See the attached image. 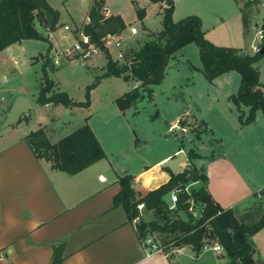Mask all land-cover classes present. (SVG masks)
<instances>
[{
    "label": "rangeland",
    "instance_id": "1",
    "mask_svg": "<svg viewBox=\"0 0 264 264\" xmlns=\"http://www.w3.org/2000/svg\"><path fill=\"white\" fill-rule=\"evenodd\" d=\"M92 1L49 0L59 9L63 20L71 21L73 17L78 22L79 25L65 23L72 27L83 25L88 9L86 2ZM106 2L111 12L120 13L127 24L126 29L113 33L120 39L126 56L132 48L151 39V32L163 28L159 3L151 0ZM173 3L174 21L196 15L202 21L207 39L213 44L253 53L257 32L264 25L261 8L252 6L254 19L246 29L242 18L244 0H173ZM139 9L145 11L143 20L139 18ZM143 25L150 32H145ZM132 26L137 28L136 33H132ZM39 30L47 34L40 27ZM96 43L99 47L93 58H77L64 61L62 65L54 64L56 52L48 37L47 40L25 39L2 50L0 121L3 111L19 95H25L34 107L30 116L23 115L15 124L2 127L4 122L0 123V137L9 130H31L47 125L51 139L56 141L72 127L88 122L100 135L111 160L119 166L127 165L133 171L183 147L186 153H177L169 162L174 171H180V163L189 157L190 150H194L201 156L194 158V162L200 169L204 168L202 172L208 177L212 196L224 199L226 204L222 205L235 203L245 217L242 221L257 222L264 212V206L256 205L254 202L258 199L253 196L264 188V114L258 110L255 122L241 123L239 108L232 98L239 90L241 74L232 70L210 80L203 71L199 46L192 42L171 57L163 81L154 85L151 93L145 92L131 108L122 111L117 98L137 87L139 82L123 75L104 76L108 54L113 61L120 62L119 48L103 40V36L100 43ZM62 45L68 43L61 42ZM259 68L264 81V57ZM47 82L51 84L47 97L64 92L74 102H90V105H40L38 98ZM242 109L248 112L246 106ZM182 117L186 120L184 123ZM175 121H178V128L170 129ZM185 125L188 127L183 130ZM145 176L150 185L155 186L161 181L158 174L146 173ZM199 185L191 184L189 188ZM193 214L200 216V208L194 206ZM181 215L185 217L184 213ZM150 217L151 214L140 211L137 222L141 218L147 221ZM252 240L258 258L264 261V228L253 235ZM172 248V245L164 246L167 252ZM222 254L208 249L199 258L187 253L179 260L180 264H227L229 258L225 252Z\"/></svg>",
    "mask_w": 264,
    "mask_h": 264
},
{
    "label": "trees",
    "instance_id": "2",
    "mask_svg": "<svg viewBox=\"0 0 264 264\" xmlns=\"http://www.w3.org/2000/svg\"><path fill=\"white\" fill-rule=\"evenodd\" d=\"M151 1L166 4L161 6L160 11L163 28L158 32H151V39L138 48H132L126 61L115 62L108 54L109 61L104 76L123 75L128 80L135 79L139 82L137 87L117 98L119 108L125 111L144 97L145 92L151 93L152 87L163 81L171 57L186 45L195 42L199 46L207 78L213 80L232 70L241 74L239 90L232 97L239 108L241 123L247 125L255 122L258 110H262L264 114V84L261 82L259 68L264 54H250L241 48L217 46L207 39L200 17L190 15L174 21V3L168 5L173 0ZM254 5L247 1L242 8L246 29H249L254 19ZM138 15L143 20L145 11L139 9ZM88 16L91 17L92 24L86 27V31L98 43L108 32H121L127 27L120 15H112L101 21L102 15L97 3L90 9ZM61 24L59 10L48 0H0V52L25 39L47 40V34L41 32L39 27L47 33L49 29L54 30ZM143 29H146L145 25ZM45 60L47 64L50 62L48 57ZM50 87L51 84L47 82L42 88L38 98L40 105H90V102H74L64 92L47 97L46 92ZM243 105L248 108V112L242 109ZM26 138L38 158L49 161L53 168L69 174L79 173L106 157L103 146L88 122L56 142L49 138L42 127L31 131ZM197 157L201 156L190 150L189 166L181 172H171L170 179L155 189L133 187L134 176L131 174L119 177L121 189L114 197V205L122 206L128 221L133 222L140 217L138 205L144 203L143 211L151 214V217L147 221L141 218L137 222L138 234L142 240L152 235L163 246H190L196 256L204 251L206 245L220 243L229 258L227 264H264L258 258L252 240L253 235L264 228V212L257 222L248 224L242 221L245 217L238 208H223L209 191L208 177L194 162ZM198 183L199 186L189 188L191 184ZM175 190H180L177 209L171 211L170 197ZM255 196L258 200L254 203L264 206V188ZM191 202L200 208V216H195L189 210ZM60 260L57 252L50 264H59Z\"/></svg>",
    "mask_w": 264,
    "mask_h": 264
},
{
    "label": "crops",
    "instance_id": "3",
    "mask_svg": "<svg viewBox=\"0 0 264 264\" xmlns=\"http://www.w3.org/2000/svg\"><path fill=\"white\" fill-rule=\"evenodd\" d=\"M159 4L160 12L165 4ZM86 5L88 15L94 0ZM112 14L124 20L120 13ZM60 22L79 25L73 17L71 21L63 20L61 12ZM145 27V32H150ZM12 104L3 111L0 123L5 121ZM182 120L186 121L184 117ZM90 126L103 146L100 135ZM41 127L51 139L47 125L37 129ZM78 127H72L66 135ZM37 129L9 130L0 137V264H50L57 252L59 264H180L181 255H195L190 246L151 252L139 237L137 222L128 221L125 209L114 205V197L121 189L119 177L131 174L133 187L155 189L170 179L171 172L188 167V156L180 163V171L169 166L177 153H186L183 147L133 171L127 165H116L103 146L105 158L79 173L69 174L36 156L26 137ZM108 169L115 174L113 179L107 177ZM146 173L158 174L161 181L150 185ZM208 188L211 192V186ZM213 198L223 208H237L235 203L222 205L226 202L221 197ZM216 253L221 255L224 251Z\"/></svg>",
    "mask_w": 264,
    "mask_h": 264
},
{
    "label": "built area",
    "instance_id": "4",
    "mask_svg": "<svg viewBox=\"0 0 264 264\" xmlns=\"http://www.w3.org/2000/svg\"><path fill=\"white\" fill-rule=\"evenodd\" d=\"M247 1L254 3L257 7L264 10V0H246V1L244 0V2ZM96 3L99 4V11L102 15L101 21L112 16V12L104 0H94V4ZM91 24H92V19L90 16L87 15L83 25L72 27L69 24L63 23L54 30L51 29L48 30L47 32L48 41H50L53 44L52 49H55L56 52V59L54 60L55 65H62L64 61H71L77 58L84 60L93 58L99 46L95 41H93L91 34H89L86 31V27ZM263 27L262 29L260 28L259 31L257 32L256 42L252 45L253 53L261 52L262 46L264 44ZM131 30L132 33L137 32V28L135 26H132ZM103 40L105 41L107 40L109 44H115L119 48L118 61L123 62L127 60L126 54L123 52L122 49L121 41L117 37V35L113 33H107L106 35L103 36ZM61 42H67L68 45L61 46ZM1 99H4V97H1ZM181 119L179 120V122L182 121ZM177 122H175L170 127V129L178 128L179 124ZM183 130H186V127H183ZM181 151L183 152V150ZM186 190H188V188H186ZM179 191L180 190H175L171 194L170 204H169V210L171 211L177 209ZM194 206H195L194 202H191L189 210L193 213H194ZM144 207H145L144 203H140L138 205V209L140 211H143ZM135 222H137V219H135ZM144 243L151 252L164 251V246L161 245V243H159L158 241H156V239L152 235H148L144 239ZM206 249H212L213 251L219 253L224 251V248L220 243L206 245L204 250Z\"/></svg>",
    "mask_w": 264,
    "mask_h": 264
},
{
    "label": "water",
    "instance_id": "5",
    "mask_svg": "<svg viewBox=\"0 0 264 264\" xmlns=\"http://www.w3.org/2000/svg\"><path fill=\"white\" fill-rule=\"evenodd\" d=\"M172 4L173 1H169L168 5ZM261 53L264 54V44L262 46ZM33 107V104L25 95L17 96L13 104L11 105L9 111H7L6 113V119L3 123V127H7L9 125L19 122L23 115L30 116ZM201 170L204 171V168L202 167ZM106 174L109 179H113L115 177V174L113 173L112 169H108Z\"/></svg>",
    "mask_w": 264,
    "mask_h": 264
}]
</instances>
